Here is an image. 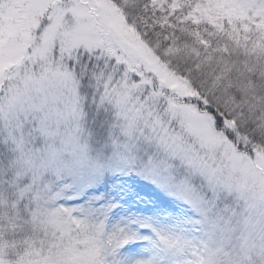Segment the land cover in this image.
<instances>
[{
  "label": "snow or ice",
  "instance_id": "6c2138e0",
  "mask_svg": "<svg viewBox=\"0 0 264 264\" xmlns=\"http://www.w3.org/2000/svg\"><path fill=\"white\" fill-rule=\"evenodd\" d=\"M220 2L0 0V264H264V136L200 55L261 33L202 18Z\"/></svg>",
  "mask_w": 264,
  "mask_h": 264
},
{
  "label": "rangeland",
  "instance_id": "374dc122",
  "mask_svg": "<svg viewBox=\"0 0 264 264\" xmlns=\"http://www.w3.org/2000/svg\"><path fill=\"white\" fill-rule=\"evenodd\" d=\"M202 18L209 21V23L217 24L224 18H228L229 25L236 32V25L233 22L245 24L247 17L238 7L231 6L228 0H221L215 7L206 9L201 13ZM120 23L123 21L121 19ZM252 21L249 20V30L255 37L257 30L261 35L253 45H246L245 40L240 37L239 32L236 36L239 39V50L233 47L234 56L226 59L220 58L217 64L213 62V58L217 56L209 55L203 57L201 53L202 73L204 77L205 87L211 89L217 94L218 102L226 105V109L244 107L249 114V118L258 129L261 136L264 135V24L257 26V29H251ZM218 26L222 27V24ZM249 31H247L248 33ZM245 35L247 34L244 32ZM133 40L135 47L142 53L150 56L146 46H144L138 36L134 34L130 37ZM194 56V46L189 44L182 50V55L179 60L182 65L188 63ZM177 57H173L176 59ZM258 70V71H257ZM255 74V75H253ZM174 87L183 89L186 95H195L185 84V82H175ZM216 89V90H214ZM223 103H222V101ZM210 119V118H209ZM197 131L203 134L209 143L214 144L218 137L211 132L210 126L204 121V118H196Z\"/></svg>",
  "mask_w": 264,
  "mask_h": 264
},
{
  "label": "trees",
  "instance_id": "16d2710c",
  "mask_svg": "<svg viewBox=\"0 0 264 264\" xmlns=\"http://www.w3.org/2000/svg\"><path fill=\"white\" fill-rule=\"evenodd\" d=\"M236 22V21H235ZM235 22H233V23H235ZM240 24V27L244 30V32H246L247 33V31H250L249 30V25H247V24H242V23H239ZM234 28H236V27H234ZM194 46V45H193ZM219 58H218V56L217 57H215V58H213V62H215L216 64H217V60H218ZM258 71V70H257ZM253 75H255V74H253ZM204 86H206V84H205V82H204ZM214 90H216V89H214ZM221 101H222V99H221ZM220 103V102H219ZM222 103H223V101H222ZM223 105H224V103H223ZM257 132H259L258 131V129L256 128L255 129ZM262 132L264 133V131L262 130ZM264 136V135H263Z\"/></svg>",
  "mask_w": 264,
  "mask_h": 264
}]
</instances>
